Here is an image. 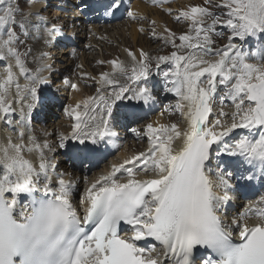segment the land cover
<instances>
[{
    "label": "snow or ice",
    "instance_id": "6c2138e0",
    "mask_svg": "<svg viewBox=\"0 0 264 264\" xmlns=\"http://www.w3.org/2000/svg\"><path fill=\"white\" fill-rule=\"evenodd\" d=\"M36 2L44 6L25 11L31 8L29 0H0V120L11 124L14 104L21 106L18 142L9 137L0 145V264H264V194L230 221L222 219L218 210L232 199L229 193L250 188L233 180L250 182L253 176L246 175L249 170L239 162L219 160L215 168L209 166L226 154L259 165L264 175V43L246 53L237 42L264 40V0H203V5L176 16L187 22L188 32L177 36L164 29L167 35L160 38L172 46L169 55L154 57L126 48L130 63L106 61L113 71L96 79L100 87L95 95L64 108L70 131L55 134L58 146L74 140L83 146L77 151L88 154L95 151L89 145L108 142L119 150L115 121L137 140L146 138L147 148L121 156L91 183L85 177L78 203L76 180L57 172L47 154L54 145L27 135L38 90L48 82L44 73L51 71L48 54L33 55L28 41L48 45L63 34L55 20L43 14L48 11L45 0H32ZM116 4L111 0L103 5L105 15L114 16ZM214 9L224 11L217 15ZM127 17L146 19L131 9ZM217 25L229 30L221 46L214 38L223 35ZM151 32L156 35L154 28ZM153 62L156 69L167 67L162 71L163 90L176 98L160 116L178 113L179 119L132 126L143 119V109L131 102L149 105L156 100L148 80ZM64 84H69L67 78ZM13 87L15 99L10 100ZM70 87L79 91L75 83ZM225 99L232 102L231 112L224 110ZM237 129H247L249 135H238ZM257 131L254 138L251 134ZM25 153H34L35 159ZM234 234L239 242H234Z\"/></svg>",
    "mask_w": 264,
    "mask_h": 264
},
{
    "label": "bare ground",
    "instance_id": "6f19581e",
    "mask_svg": "<svg viewBox=\"0 0 264 264\" xmlns=\"http://www.w3.org/2000/svg\"><path fill=\"white\" fill-rule=\"evenodd\" d=\"M63 1H66V0H63ZM93 1L95 2V0H93ZM96 2H97L98 9H100L101 6H103V3H99V1H96ZM72 3H75V2L72 1ZM184 3L185 2H181L180 4H184ZM53 5H56V4H53ZM61 7L66 9V10L68 9L66 4H62ZM36 8H38V7H35L33 9H36ZM132 9L137 11L138 14H141L144 17L148 16L149 19H151L150 21H155L156 23L154 25L150 24L149 22H143V24H140V27L142 26L145 29L144 32H142L141 34L139 33L140 31L137 30V26L135 24H133V25L129 24L130 25V27H129L128 25L126 26V24L118 23V24H113L110 27L105 26V28L103 30V29L97 28V27H100V25H101L100 21H101L102 10H99L100 15H96V16H92V17L87 18L92 23H90V25H88L86 28L84 27V32L82 33V30L79 32L76 31L77 34H75V36L77 37L78 40H80V39L83 40L84 38H86L87 41L83 45L91 46V48H93L94 51H96V53H90V51H84L78 57L77 61L73 60L72 65H70V63H67V61H68L67 57L71 52H66L65 54H63L64 51L61 50L62 52H59L55 56L54 62H57L59 60H61V62H62L61 64L56 63V65L59 66L60 69H66L65 73H67L68 75L71 76V71H73L71 69H76L78 71L77 72L78 74L76 75V80L79 83V86H78L79 91H72L71 93H69L67 95H62L61 98H63V100L65 99V103H73L72 101H74L76 103V102L82 101L88 97V95L86 96V93H85V95L81 94V91H83V88L81 86L82 83H80L79 81L90 83L89 81H87V78H84L87 75V73L93 75L94 78H96V79L99 78L98 75L93 74L94 72L97 73L98 71L96 72L94 69L90 68L89 65L98 61V56H101L100 51L106 52L110 48L111 52L116 53L112 56L118 57L120 60H122L125 63H130V60L127 57V54L124 51V49L127 48L130 50V47H132V46L135 48V51H133V52L138 53V51L142 49L143 51L149 53L150 56H154V57L159 56L158 50L162 46L160 45L159 41H157V42H154V41L159 37L158 34H160V35L165 34V32H164L165 22L167 24H172L171 21H172V19L176 18V15H173L171 17V20H170L168 17L161 14L157 9L149 8V6H145V4H143V3L142 4H134ZM70 10H71V8H70ZM84 10H86V9L84 8ZM120 14H121V10L118 13H116L114 16L113 15H105V12H104V19L112 22V20H116L120 16ZM96 22H98V23H96ZM101 22H103V21H101ZM93 23H96V26ZM126 28H127V30H126ZM147 28H150V30L152 28H154L156 35L153 36L150 31L146 30ZM102 30H103V32H102ZM128 35H130L131 42L126 40V37H128ZM65 38L69 39V35H67ZM110 39L112 40V43L115 42V44H113L109 47H104V45H106V42L109 41ZM152 40H153V42H152ZM158 40L162 41L161 38H159ZM39 44H36L33 47L34 51L37 52L35 55H39V53L41 52ZM42 44H43V46H48L49 48H51L50 43L48 45H44V43L42 41ZM48 47H46L43 50L49 56V51H46ZM97 53L99 55L96 58V56L94 54H97ZM105 55L106 56L103 55L102 57L104 59H109L108 55L107 54H105ZM51 59H49L47 57L46 62L49 64V61ZM77 65H82V67L77 68ZM153 65H154V62H153ZM161 68L165 69L166 66L162 65ZM112 71H113L112 67H109L107 73H112ZM158 73H160V72H158ZM82 74H86V75H82ZM55 77H56V75H55ZM118 78H120L121 82H123L122 77H118ZM157 79H158V74L152 72L151 75L149 76V82L154 83ZM22 80L23 79L19 78L18 82L21 84L24 83ZM61 80L63 81L64 77H62L60 79V81ZM69 84H70V82H69ZM97 87H100V85H97ZM104 87L107 88L108 86L105 85ZM158 89L160 91H158ZM48 91H49L48 88H45V89L41 88L40 89L41 93H43V92L47 93ZM157 93H158V95L156 96V99H157V104H156L157 109L156 110H159L161 108V111H162L164 109V107L167 106V104L169 105L170 103H173L176 99L172 93L165 92L160 87H154L153 88V94L156 95ZM8 98L10 100H14L15 99V93L12 91H9ZM118 103H121V102H118ZM122 103L127 104L129 102L123 101ZM131 103L135 104L134 101H132ZM216 103H217V105L220 106L219 93L216 96ZM228 104H232L231 100L225 99L223 101L224 110L226 112H231L233 110L232 105L228 106ZM140 105H143V102H141ZM143 106L145 108V107L150 106V104L149 105H143ZM14 107L16 108V112H14L12 114V117H11L12 123L11 124H9L7 122V119L0 120V145L6 144L9 137L13 140V142H18L17 141V133L20 131V127H21V125L17 123L18 121L21 120L20 106L15 104ZM151 107L155 108V106H151ZM144 108H143V111L141 112L142 116L148 112ZM51 111H52V109H51ZM160 112H159V114H156L155 116L151 117V122H155V121L159 120L161 123H170V122H173V121H176L179 119L178 113H172L171 115L168 113H165V115L161 117ZM151 114H153V113H151ZM211 118H215V112L212 114ZM143 123H146V121H143L141 119L139 124L132 125V126L138 127V126H140V124H143ZM28 124H29V122H28ZM114 125H116V122H115V124H113V130L114 131L116 129L121 130L120 131L121 135L125 131V136L123 137V136L119 135L118 139L114 138L115 143H117L120 146L119 149L121 151L119 152V156H117V155L112 156L109 159V162H104L103 163L104 166H109L111 163L118 160V158L120 159L121 156H123L125 154H130V152H132V151H144L147 148V140L146 139L137 140L131 134V132L126 131V129L124 127L117 126L114 128ZM36 126H37V128L35 129V133L31 130L30 132L27 133V135L35 136L41 142H43V140L47 139L50 144L54 145L53 151L50 153H47V154L52 158L53 163L55 162L56 159H58L59 162L57 165L58 166V169L56 170L57 172H64L66 179L76 180L77 190L74 192L76 194L77 191L84 186L85 177H87L84 174H83V176L79 175L80 166L78 163L73 162L74 158L80 156V154L77 151V149H66L65 150L64 148H60L58 146V141H57L56 135H55L56 133H58L60 131H62L64 133L70 131L69 120H67L63 117H56L54 114L51 113L50 115H46L44 118H41L40 125H36ZM46 132L50 133L52 135L45 136ZM236 133L238 135H249L247 129H237ZM251 135L255 138V135L253 133ZM258 136H259V133L257 135V138H258ZM25 139H27V136L25 137ZM94 146H100V148L102 150V153H101L102 157H104V155L107 152L112 151L114 149L112 144H110L108 142H101V144L94 145ZM175 147L178 149L180 147V143L177 142ZM213 147L215 148L216 146L214 145ZM62 151L67 152V154H63ZM224 155H226V154H222L221 157H219L218 159H215V160L217 162L219 160L227 161V158H231L229 156L226 158ZM25 156L28 159H33V160L35 159L34 153L33 154L25 153ZM233 158H235V162L242 163V165L245 166V168H250L249 171H251V170L253 171L252 173H250V175L253 176V179L250 182L244 181V180H233V184L234 185L250 184L249 189L256 187L262 193L264 191V187L262 189L261 183L263 181V184H264V175L261 174L260 166L256 165L255 167H253L251 165H248V164L243 162V158H241V157H233ZM93 163H94V161L88 162V164H90V165H92ZM96 165H99V164L95 163L94 166L96 167ZM74 168L78 171L77 173L75 172ZM106 172H107V170H106ZM93 176H94V174L88 176L87 181H91L93 179ZM79 179H81V181H83V182L79 181ZM249 189L245 188L243 190V192L235 190V192L229 193L230 196H232V199L221 206L222 218H227L230 221L235 216L234 211L237 210L241 205H243V203H247L248 200L250 199V196H248V192H249L248 190ZM242 194L244 197H242ZM229 208H231L232 211H230L229 214L227 215V212L225 210L228 211Z\"/></svg>",
    "mask_w": 264,
    "mask_h": 264
},
{
    "label": "rangeland",
    "instance_id": "374dc122",
    "mask_svg": "<svg viewBox=\"0 0 264 264\" xmlns=\"http://www.w3.org/2000/svg\"><path fill=\"white\" fill-rule=\"evenodd\" d=\"M202 2H203V0H201ZM182 6H184V4H176V7H178V8H180V7H182ZM161 14H164V12H160ZM180 22H183L182 24L184 25L183 26V28H185V29H188V27H187V22L186 21H184L183 19H181L180 20ZM165 25H166V23H165ZM168 27H165V28H167V29H169V30H171L172 32H178L180 29V26H181V24H179V22L178 23H176V24H170V25H167ZM164 28V29H165ZM177 29H179V30H177ZM181 33H186V32H181ZM165 35H167V33H165ZM162 36V35H161ZM128 38V39H127ZM126 40H128L129 42H131V38H130V35H128V37H126ZM179 41H177V43H178ZM167 44H165V46H166ZM104 47H109V44L108 45H104ZM130 50L131 51H135V48L132 46V47H130ZM158 52H161V49H159L158 50ZM104 54H108V57H109V60H113V57H112V55H114V54H116V53H113V52H111V50H110V48L108 49V51H106V52H104ZM95 56H96V58H97V56H98V54H94ZM118 55V54H117ZM104 56H106V55H104ZM92 67L96 72L99 70L98 69V67H97V65H95V64H93V65H89V67ZM96 66V67H95ZM73 103H75L74 101H72ZM176 115V114H175ZM177 118V117H176ZM60 129V128H59Z\"/></svg>",
    "mask_w": 264,
    "mask_h": 264
}]
</instances>
